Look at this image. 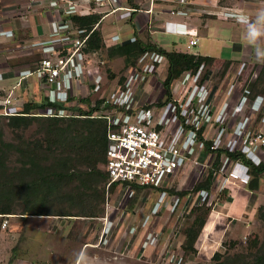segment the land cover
I'll list each match as a JSON object with an SVG mask.
<instances>
[{
    "label": "rangeland",
    "instance_id": "obj_1",
    "mask_svg": "<svg viewBox=\"0 0 264 264\" xmlns=\"http://www.w3.org/2000/svg\"><path fill=\"white\" fill-rule=\"evenodd\" d=\"M52 1L0 0V70H10L17 74L20 70L24 73L36 70L40 61L55 48L54 42L57 40L55 36L65 37L69 24H63L59 11L68 10V5H60L58 10L53 6ZM73 1L77 4L74 10L80 13H89L93 8L95 11L104 10L105 13L110 11L101 6L99 0V5L97 0L92 2L94 6L87 4L86 0V3L82 0ZM200 2L203 5L202 8L208 12L213 10L211 8L223 11L222 8L227 7L235 11L226 10L228 13L238 15L231 18L233 14L228 16L229 14L226 13V17L233 19L229 21L215 17L208 18L206 28H202V24L205 23L204 17L207 14H204L202 19H193L191 22L189 19L192 18L184 14L154 15L151 28L153 41L168 51L201 53L210 57H222L223 52H228L232 48L237 37L250 42L258 39L261 42L260 45H263L264 0H200ZM243 13H247L245 17L241 15ZM131 15V12H118L103 21L101 30L105 35L114 33L111 37L114 42L110 41L108 48L117 43L125 44L126 39L132 38L133 29L126 27L129 26ZM45 16L50 18L42 21L48 28L44 35L41 34L43 36L41 39L38 28L34 27L42 23L40 17ZM188 22L194 26L197 25L199 30L202 29V33H198L199 45L190 49H188L189 39L194 34L189 32ZM61 24L64 25L62 29L59 28L62 27ZM253 25L262 33L256 38L249 35V29ZM236 31H238L237 34ZM106 32L109 33L106 34ZM143 37L145 39L146 35ZM103 38L106 39V37ZM100 57H92V64L100 66L106 84H115V81L127 70L123 59L109 60L106 50L101 52ZM243 66L241 63L230 70L227 69L226 72L221 62H215L216 75L213 77V84L220 89L219 103L223 101V98L227 99V91L233 79L238 80L233 96L235 100L248 82L247 77L249 75L253 77L258 67L261 69L264 67V60L254 62V65L248 64L246 73L239 74L242 68L247 67V65ZM209 69L205 71L210 73ZM111 74H114L115 78H110ZM16 82L17 77L0 81V88L5 89L8 94ZM251 83L252 90H255V80L252 79ZM187 85L184 75L173 85L175 94L182 97ZM180 89H183L181 93H179ZM25 94V101L39 103L40 95H35L31 90L26 91ZM17 97L21 98L20 93ZM44 97L43 94L42 102L46 100ZM260 99L252 100L257 109L260 107L256 105V102L261 103V107L264 106V99L262 97ZM40 111L41 109L32 115L40 116ZM7 123V119L0 118V129L3 130L7 142L15 141L17 134L27 137L23 131L11 130ZM260 125L261 122H257V126ZM31 132L27 131L29 135H32ZM250 158L258 164L264 161V154L258 156L251 154ZM238 167L242 177L244 171L252 177L251 170L247 166L240 164ZM101 169L104 171V166H101ZM197 176L198 171L197 174L185 177L186 179L180 177L169 190H144L138 194L136 203L132 201L134 194L130 196L131 192L125 191L124 188L119 196H114L113 193L112 197H110L111 194L108 197L106 184L105 203L102 206L104 213L97 218L26 217L21 214L22 209L19 208L16 214L7 215L9 225L5 230L1 227L4 218L0 219V264H216L217 261L213 259L216 252L233 256L245 252L247 242L255 237L259 239L258 241L263 240L264 222L259 219L258 210L264 206V190L257 191L259 202H256L248 214L242 215L240 220H234L219 212L222 215V222H219L216 228V223L209 218L226 202L230 191H225L221 195H216L210 207L208 224L200 235L202 241L200 249L204 253L199 254L198 249L196 254L186 253L182 245L186 240L184 230L193 221L192 218L189 219L191 211L194 208L204 207L199 206L205 195L204 192L194 190L198 185ZM240 186L242 187L241 184ZM172 190L189 191V194L180 198L176 194L173 195ZM107 211H109L108 217ZM209 234H212L210 240Z\"/></svg>",
    "mask_w": 264,
    "mask_h": 264
},
{
    "label": "built area",
    "instance_id": "obj_2",
    "mask_svg": "<svg viewBox=\"0 0 264 264\" xmlns=\"http://www.w3.org/2000/svg\"><path fill=\"white\" fill-rule=\"evenodd\" d=\"M93 1L87 0V3ZM107 1L109 5L115 3V0ZM154 1L151 0V4ZM167 1L175 4L172 14H184L193 3V0ZM51 3L58 10L60 5H68V10L59 11L62 15L84 14L74 10L77 4L73 0H53ZM104 5L101 1V6ZM129 11L141 14L144 22L142 29L151 30L154 14L152 5L150 9ZM143 14L148 18L145 19ZM59 28H64V25ZM65 37L55 36V48L40 61L36 70L25 74L0 70V81L6 80L11 74L17 77V82L8 94L0 88L3 93L0 115H19L20 109L15 105L19 100L17 95L20 89L26 88L32 76L38 80L44 98L52 103H76L86 108L87 102H78L89 100L92 108L99 105V109L90 117L104 120L107 126L104 168L109 178L106 186L108 197L114 185L130 191V196L134 194L133 187L145 191L169 190L180 177H190L198 171L197 183L204 182L213 173L212 186L209 190H201L205 195L199 204L211 207L217 194L240 186L236 179L240 161L223 153L215 168L218 150L240 152L248 158L251 154H264V118L261 125L257 126L258 114H264V109L260 111L264 106L257 109L250 98L251 80L257 78V70L253 77H247L248 82L235 100L233 96L238 80L233 79L227 99L223 98L219 103L220 89L213 84L216 75L214 65L205 80L202 75L205 67H201L196 74H184L188 85L183 96L172 93V99L166 102L168 95L164 81L169 69L166 57L155 52L146 53L115 84L110 85L105 83L100 66L93 65L84 52L90 34L85 35L67 25ZM111 41L114 42V39ZM198 44V37L193 35L189 48L197 47ZM248 67L242 68L239 74L246 73ZM40 116L55 117L56 109H41ZM1 218H4L1 227L5 230L9 225V217L0 215Z\"/></svg>",
    "mask_w": 264,
    "mask_h": 264
},
{
    "label": "trees",
    "instance_id": "obj_3",
    "mask_svg": "<svg viewBox=\"0 0 264 264\" xmlns=\"http://www.w3.org/2000/svg\"><path fill=\"white\" fill-rule=\"evenodd\" d=\"M105 15L100 12L69 14L65 21L73 29H78L85 35L90 34L84 49L89 57L101 58V52L106 50L109 60L123 59L127 69L135 66L146 53L155 52L166 57L169 61L168 74L164 81L168 95L166 102L172 99V84L185 73L196 74L201 67L206 70L216 62L214 57L168 51L153 42L150 29H141L140 33L135 25L134 38L131 41L109 49L101 31V22ZM135 15L133 12L129 19L131 24ZM223 65L225 71L232 66L231 61H226ZM207 77L209 73L204 71L203 79ZM110 78H115V75L111 74ZM254 86L255 90L251 88V99L264 95V67ZM2 96L3 93L0 92V98ZM86 102L88 106L85 108L76 103L67 105L65 102L52 103L46 99L41 103H26L18 112L19 115H0L1 119L8 120L7 126L11 130L27 134V137L17 134L15 141L7 142L3 130L0 129V215L16 214L19 208L26 217L97 218L104 213L102 206L105 203V186L109 178L101 166L106 163L107 126L104 120L90 117L99 109V105L92 108L89 100L78 103ZM50 107L56 109L57 116L32 115L40 109ZM263 118L264 114L260 112L257 122H261ZM29 130L32 135L27 133ZM223 153L239 160L251 170L252 177L247 189L251 192L258 191L264 179V161L256 164L245 154L219 149L215 168L218 167ZM212 174L204 182L198 183L194 190H209L212 186ZM115 186H112V190ZM133 188L132 201L136 203L138 194L144 189ZM171 193L183 198L189 191L172 190ZM210 212L211 209L207 206L192 209L189 219L192 218L193 221L184 230L186 240L182 246L186 253H198L196 244L204 227L206 228ZM258 216L264 222V206L259 208ZM258 240L255 237L247 242L245 252L233 256L216 252L213 259L217 261L216 264H264V237L262 241Z\"/></svg>",
    "mask_w": 264,
    "mask_h": 264
},
{
    "label": "crops",
    "instance_id": "obj_4",
    "mask_svg": "<svg viewBox=\"0 0 264 264\" xmlns=\"http://www.w3.org/2000/svg\"><path fill=\"white\" fill-rule=\"evenodd\" d=\"M86 1L82 0V2H84V3H86ZM99 1L97 0V4H98V2L101 3V1H102L105 4L103 7L110 9V11H108L106 13L104 10L95 11L94 8L92 11H90V12H100V13L106 14L105 17L103 18L102 22H101V28H102L103 21L105 19H107L109 16H112L118 12H125V13L130 12L129 10L134 9V8H136L135 10L150 9L151 5L154 9L153 16L154 15L158 16L162 13H170L171 15H182V14H172V10L175 8V4H172V3L168 2L167 0H155L153 4H151V0H115V3L113 2V4H111V5H109L107 0H99ZM196 1H198L200 4ZM90 5L94 6L93 3H91ZM202 7H203V5L200 2V0H193V3L190 5V7L187 8V11L184 12V15H187L189 18H192V19H189L187 17H186V19H189V21L191 22L193 19H197V18L202 19L203 15L207 14V15H205L206 17H204L205 23L202 24V28H204V27L206 28L207 20H208V18H211V17H215V18H217L219 20H223V21L233 20V19H229L228 17H226V13H228L227 11L235 12L232 8H227V7L222 8L223 11H217L215 8H211L213 10L208 12V11L204 10ZM112 10H114V11H112ZM131 13L133 14V12H131ZM238 13H240V12H238ZM85 14H88V13H84L83 15H85ZM228 14H229L228 16L233 14V16H231V18H233V17L235 18L238 15L237 13H231V14L228 13ZM246 14L247 13H243L241 15H243L245 17ZM59 15H61V18H63V24H69L70 25V23L65 21V18L68 15L65 16V15H62L61 13H59ZM140 15H138L136 13V15L133 16L134 17L133 24H131V22H128L129 26H126V27H131V29H134L133 26L135 25L140 29V33H141L143 30L142 27H143L144 22H143V19ZM122 16H125V15H122ZM142 16L145 17V19L148 18L147 15L143 14ZM248 16H249V14H248ZM49 18L50 17H48V16L47 17L46 16L40 17V21L42 22L44 20H49ZM152 21H153V19H152ZM190 22H188L189 32L191 34H194V36L198 37V33L199 34L202 33V29L199 30L200 28L197 25L194 26V25L190 24ZM63 24H61V25H63ZM35 25H36V23H35ZM37 25L34 28H36V27L38 28L37 29V31L39 33L38 35L42 39L43 36H41V34L44 35V33L47 31L48 27H47V25H44L43 22L40 24H37ZM236 30H238V29H236ZM102 33H103V37H106L104 42L106 45H108V43L111 41L110 39L114 33L111 35L108 34L109 32L108 33L106 32V34H108V35H105V33L103 31H102ZM235 33L237 34L238 31H236ZM151 36H152V32H151ZM133 38H134V33H133V36L131 39H129V40L126 39L125 43L131 41ZM191 38H192V36H191ZM116 39L118 40V37ZM190 39H189V41H190ZM198 39H199V43H200V37H198ZM260 44H261V42L258 39H255V41L250 42V41L240 40V38L237 37L233 42L232 48L230 50H228V52L227 51L223 52L222 57H214V58L216 59V63L221 62L223 64L226 61H231V64H232L231 68H233L234 66L240 65L241 63H243V65H247V66H248V64H249V66H250V64L254 65V62L258 63V62H261L262 60H264V56H263L264 55V49H263L264 43H263V45H260ZM116 46H119V44L117 43V45H114L111 48L116 47ZM188 49H190L189 45H188ZM187 53H189V52H187ZM196 55L207 56V55H203L201 53H197ZM89 58L91 59L92 57H89ZM257 71H258V75H259L260 71H261V67L260 68L258 67ZM20 72L25 74L23 70L22 71L20 70ZM11 78H14L12 76V74L9 75L8 77H6V80L11 79ZM256 79H255V81H256ZM25 87H26L25 90L24 89L19 90L20 91L19 92L20 97H21L20 99H22V100L19 99L16 101L18 109H20L19 111H21L23 109L24 105L26 103H28V101H25L26 100L25 99L26 98L25 93L28 90H31L32 92H34L35 95H37V94L40 95L39 103L42 102V95L43 94H42V91L39 87L38 80L36 79L35 76H32L28 79ZM171 88H172L171 92L174 93L175 96H177L173 90V85ZM182 91H183V89H180L179 93H181ZM4 94H6V93L4 92ZM261 97L264 99V95L261 94L260 96H257L255 98V100H261L260 99ZM31 102H33V101H31ZM34 103H38V102L34 101ZM256 105L261 107V103L256 102ZM240 164H239V166H240ZM236 175H237L236 179L242 185V187L236 186V187H233L230 192L228 191L229 193H228V198L225 200L226 202H224V204L221 206L220 209L218 208V210L216 212H213L209 218L210 221L212 220L213 222L216 223L215 224L216 228L218 227L219 222H222V220H221L222 215L219 212L226 214V216H228V217H232L234 220H240V218H242V215L248 214L249 210L253 209V206L259 200L258 195H257V191L251 192L250 190L247 189V184H248L251 177H249L245 171L243 172V177H242V175H240L239 167H238ZM261 190H264V179H262L261 184H260V188L258 191H261ZM121 192H122V189L120 187H118V185H116L114 190H112V188L110 189L109 195L111 194L110 197H112V194L114 193L115 194L114 196H117V195L119 196V194ZM108 214H109V211H107V217H108ZM211 237H212V234H209L208 239L210 240ZM201 242H202L201 238H199V240L196 244V248L199 250V254L204 253L200 249L202 246V244L200 246ZM203 242H204V239H203Z\"/></svg>",
    "mask_w": 264,
    "mask_h": 264
},
{
    "label": "clouds",
    "instance_id": "obj_5",
    "mask_svg": "<svg viewBox=\"0 0 264 264\" xmlns=\"http://www.w3.org/2000/svg\"><path fill=\"white\" fill-rule=\"evenodd\" d=\"M262 33L260 30L256 29L255 25L251 29H249V35L253 38L260 36ZM264 56V55H263Z\"/></svg>",
    "mask_w": 264,
    "mask_h": 264
}]
</instances>
